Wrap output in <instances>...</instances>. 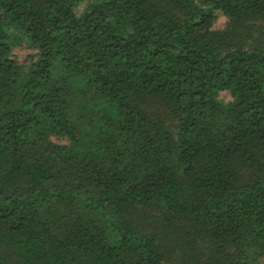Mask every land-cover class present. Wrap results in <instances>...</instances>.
Instances as JSON below:
<instances>
[{"label":"trees","instance_id":"obj_1","mask_svg":"<svg viewBox=\"0 0 264 264\" xmlns=\"http://www.w3.org/2000/svg\"><path fill=\"white\" fill-rule=\"evenodd\" d=\"M263 259L264 0H0V264Z\"/></svg>","mask_w":264,"mask_h":264},{"label":"rangeland","instance_id":"obj_2","mask_svg":"<svg viewBox=\"0 0 264 264\" xmlns=\"http://www.w3.org/2000/svg\"><path fill=\"white\" fill-rule=\"evenodd\" d=\"M223 18V19H222ZM224 21H225V19H224V17H219V19L217 20V25L218 26H222L223 24H224ZM260 264H264V259L263 260H261V263Z\"/></svg>","mask_w":264,"mask_h":264},{"label":"clouds","instance_id":"obj_3","mask_svg":"<svg viewBox=\"0 0 264 264\" xmlns=\"http://www.w3.org/2000/svg\"><path fill=\"white\" fill-rule=\"evenodd\" d=\"M223 19V18H222Z\"/></svg>","mask_w":264,"mask_h":264}]
</instances>
